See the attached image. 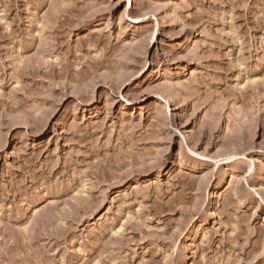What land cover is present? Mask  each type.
Returning <instances> with one entry per match:
<instances>
[{"label": "rangeland", "instance_id": "obj_1", "mask_svg": "<svg viewBox=\"0 0 264 264\" xmlns=\"http://www.w3.org/2000/svg\"><path fill=\"white\" fill-rule=\"evenodd\" d=\"M0 264H264V0H0Z\"/></svg>", "mask_w": 264, "mask_h": 264}]
</instances>
